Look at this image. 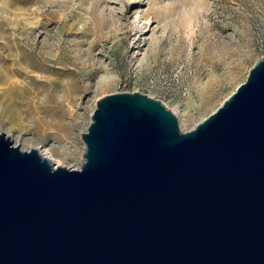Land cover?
<instances>
[{
  "label": "water",
  "instance_id": "1",
  "mask_svg": "<svg viewBox=\"0 0 264 264\" xmlns=\"http://www.w3.org/2000/svg\"><path fill=\"white\" fill-rule=\"evenodd\" d=\"M78 168L0 132V264H264V55L187 131L98 98Z\"/></svg>",
  "mask_w": 264,
  "mask_h": 264
},
{
  "label": "rangeland",
  "instance_id": "2",
  "mask_svg": "<svg viewBox=\"0 0 264 264\" xmlns=\"http://www.w3.org/2000/svg\"><path fill=\"white\" fill-rule=\"evenodd\" d=\"M263 55L264 0H0V132L78 168L98 98L139 91L187 131Z\"/></svg>",
  "mask_w": 264,
  "mask_h": 264
},
{
  "label": "bare ground",
  "instance_id": "3",
  "mask_svg": "<svg viewBox=\"0 0 264 264\" xmlns=\"http://www.w3.org/2000/svg\"><path fill=\"white\" fill-rule=\"evenodd\" d=\"M40 153H41L43 156H46V157L49 159V161H51V159H50L49 156H48V150H47V149H45L44 151H40Z\"/></svg>",
  "mask_w": 264,
  "mask_h": 264
}]
</instances>
